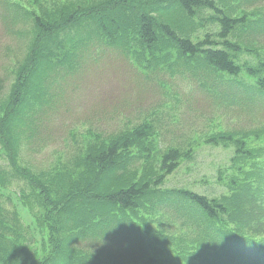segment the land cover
Returning a JSON list of instances; mask_svg holds the SVG:
<instances>
[{
	"label": "trees",
	"instance_id": "1",
	"mask_svg": "<svg viewBox=\"0 0 264 264\" xmlns=\"http://www.w3.org/2000/svg\"><path fill=\"white\" fill-rule=\"evenodd\" d=\"M231 1L227 0L226 5L223 0H90L86 4L77 0L69 6L48 8L45 0H34L37 11L17 5L22 7L23 18L34 24L35 33L29 37L28 32H23L24 39L32 37L33 43L24 64L14 74V82L0 90V186L7 174L24 178L38 191L37 198L31 196L33 201L38 199V208L40 205L49 215L55 211L54 221L56 215L69 216L72 226L57 225L56 230L39 231L44 222L40 213L37 229L32 228L15 213H8L0 202V264H52L62 256L61 246L69 255L82 253L104 258L91 259L87 264H125L110 260L112 252L92 253L93 245L107 243L106 240L115 241L119 249L129 247L132 252L143 254L140 262L129 259L131 264H153L151 256L158 258L161 254L151 232L147 231L146 238L150 239L143 242L139 225L147 227L146 217L153 218L156 210L151 206L144 210L139 202L146 197H162L163 183L182 160L189 161L187 165L193 164L202 144L221 141L231 144L235 155L230 159L232 174L226 173L221 165L216 169L215 181L217 184L227 179L229 186L234 187L229 193L203 194L184 185H196L193 179L183 184L179 179L174 185L184 186L173 189L176 194L187 196L183 207L171 212L164 221L158 219L156 234L180 230L179 239L186 254L182 256L183 264H197L190 256L193 248L188 239L194 233L193 225L200 228L204 243L225 253L241 252L240 236L252 229L248 202L264 201V162L259 161L258 155L263 156L264 152L257 151L241 128L207 130L202 134L196 121L205 120L200 110L212 108V103L254 116L264 107V22L262 30H249L245 26L247 14L236 13L238 9ZM170 5L175 7L172 9L176 17L184 19L180 26L155 11L165 13V7ZM87 23L94 30L86 28ZM68 32L69 38L64 39ZM95 37L111 43L126 58L129 51L147 77L156 75L163 65V73L169 75L170 81H162L153 91L163 92L166 99L154 100L152 93L149 104L135 106V116L140 122L112 135L91 131L89 139L66 160L36 173L21 163V152L31 143V123L54 99L52 86L47 82L63 72L64 66L79 61L83 50L90 51L102 43ZM78 43L80 47L70 61ZM162 43L166 45L163 47ZM44 60L48 71L42 72ZM234 81L250 85L253 93L242 90L244 85H227ZM194 90L197 97L193 103L188 102L195 95ZM181 107L193 108V115L182 117L178 114ZM17 115L28 122L20 134L16 121L13 123ZM167 115L177 121L167 123ZM158 132L167 138V145L158 143ZM197 133L200 136L195 139ZM207 177L202 176L201 183L209 188ZM234 190L238 192L233 195ZM85 204L92 206L89 213L81 211ZM86 214L97 220L86 224ZM107 223H131L133 228L121 226L111 230L113 234L119 233L108 239L101 229ZM233 229L241 233L235 234ZM91 237L99 242L81 244ZM138 245L142 249L134 248ZM167 263L164 260L162 264Z\"/></svg>",
	"mask_w": 264,
	"mask_h": 264
},
{
	"label": "rangeland",
	"instance_id": "2",
	"mask_svg": "<svg viewBox=\"0 0 264 264\" xmlns=\"http://www.w3.org/2000/svg\"><path fill=\"white\" fill-rule=\"evenodd\" d=\"M4 3L0 4V90H5L6 87L14 82V74L25 62V58L29 53V48L33 43V39H24L23 32L35 33V26L31 21L25 20L22 14V7L28 10H38L34 4V0H3ZM77 0H45L48 8H53L57 5L69 6ZM83 4L90 2V0H80ZM226 5H229L227 0H223ZM230 1V0H228ZM231 3V2H230ZM8 6V9L6 7ZM17 5L22 6L17 8ZM264 8V4L262 5ZM174 6L170 5L165 7V13L161 12L160 9H155L159 16L170 20L177 26L183 22V18H177L175 11L172 9ZM91 24V23H90ZM86 24L85 27L94 30V26L91 24ZM185 28V27H184ZM186 30V28H185ZM83 32V31H81ZM19 33H21L19 35ZM71 32H68L65 38H69ZM47 38V36H44ZM63 40V37L60 38ZM55 41H58L56 39ZM83 45L84 43H80ZM80 44L74 46L75 53L70 56L69 60L72 61V57L77 53ZM166 43H162L161 46H165ZM53 50V48H51ZM35 62V60H34ZM125 64V63H124ZM41 71H48V63L46 60L43 61L41 65ZM131 66L125 64V67L120 65L115 60H104L99 62L98 60H89L87 65L82 71H80L75 77L67 84L64 93L62 94L57 109L54 112L49 113L47 116L41 118L40 125L38 128V133L35 134L32 144L25 146L21 152V163L28 165L29 168L33 169L38 173L39 170L49 169L51 166H58L61 162L60 160H66L76 149L77 146L82 145L87 139H89V134L92 130L98 132L100 126H107L115 121H120L123 119L122 126H127L129 124H136L140 122L141 119H136L137 116H128L123 114H116L113 119L108 120V117L113 111L122 110L123 113H129L138 104L146 105L151 100V94L153 90L149 88L131 71L129 72ZM158 79V78H155ZM45 89V85H41ZM188 88V86L186 87ZM38 89V86H35ZM40 89V86H39ZM194 96L191 98L195 99L197 97L196 90H194ZM178 114L188 115L189 111L187 109H180ZM132 118V119H131ZM220 119L215 118L211 124L216 125ZM16 121V122H15ZM165 121L170 123L171 121H177L173 119L171 115H167ZM243 119L241 118V122ZM19 126L18 134L24 130V125L28 124L23 117L16 116L13 123ZM264 121L255 123L256 126ZM241 125V123H240ZM259 128H264V123L259 125ZM215 129V128H213ZM211 129V130H213ZM115 129L104 130L106 134L112 133ZM206 130H209L208 128ZM205 130V131H206ZM95 133V132H94ZM94 135V134H93ZM200 136L197 133L196 138ZM212 147V146H210ZM205 145L203 147L204 152L198 153L194 163L191 164L194 169L188 173L187 169H182L177 172L176 175L170 178V186H174L175 182L181 179V184L186 183V180L191 182L192 179L201 178L202 174H207L209 176H214L216 173V166L218 163H226L231 155L230 147L223 149L222 147L210 148ZM201 148H198L199 151ZM197 151V152H198ZM11 174V173H10ZM191 174L190 176H188ZM24 183L22 178H18V175L12 174L7 189L1 188L0 186V202L4 197L6 211L11 213V209H17V216L25 220L24 224L30 225L32 228L37 229V216L41 214L44 222L40 225L39 231L43 228L47 233V229L56 230V226L61 227H71L72 222H70L69 216L56 215V220L54 221L53 216H55V211L52 215H49L45 210L43 211L39 205L38 199L28 200L30 196H35L37 198L38 191L32 186L30 182L27 183L26 189V199L20 201L19 192L16 189L18 186ZM194 189L202 191L203 187L200 184L192 186ZM157 197L152 200V206L156 207H167L169 202L165 204ZM92 204V203H91ZM183 207V202L179 203ZM186 207V206H185ZM92 206L86 205L82 208L83 211H88ZM164 212L167 216L171 215L168 209H159ZM40 213V214H39ZM89 213V211H88ZM88 222L86 224H91L97 219H91L92 215L86 214ZM100 216L99 218H102ZM199 218V217H197ZM9 219V215H8ZM61 219V221H60ZM10 220V219H9ZM79 218L77 219L78 222ZM11 221V220H10ZM133 228L131 223L129 225L113 224L107 223L101 227L105 234L109 231L118 229L119 227ZM264 226L260 228L263 230ZM60 230V229H58ZM57 233V232H56ZM62 233V230H60ZM258 236V239L264 238V233ZM50 236L48 238V243L51 245ZM143 242H146L150 238L142 237ZM153 236L151 237V239ZM192 242L193 253L190 255L193 258H199L203 253V246L201 244V236L198 232L190 238ZM158 244L161 246L162 251H160L162 258H167L173 264H183L182 255L179 252L178 244L175 241L168 242L165 244L163 238L157 240ZM264 246V239H263ZM119 244L116 243H103L92 246V253L97 255H102L106 252H112L110 260H115L120 263L125 264L133 263L130 260H137V262L142 261L140 257L143 255L141 253L132 252L133 249H119ZM142 245L134 246V248L142 249ZM61 255L59 260L53 261L52 264H87L91 259L102 260L104 258L86 256L82 253L69 255L61 246ZM124 255L126 258L120 256ZM120 257L119 259H114ZM209 263L200 262L198 264H219L218 256L216 253H212ZM130 259V260H129ZM227 259H223L222 263H225ZM122 261V262H121Z\"/></svg>",
	"mask_w": 264,
	"mask_h": 264
}]
</instances>
